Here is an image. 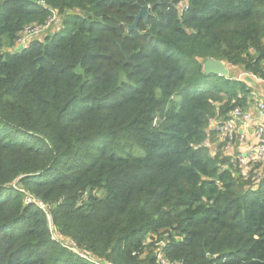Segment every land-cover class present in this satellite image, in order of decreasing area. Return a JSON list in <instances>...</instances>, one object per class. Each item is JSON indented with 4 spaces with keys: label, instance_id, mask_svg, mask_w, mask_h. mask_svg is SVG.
<instances>
[{
    "label": "trees",
    "instance_id": "trees-1",
    "mask_svg": "<svg viewBox=\"0 0 264 264\" xmlns=\"http://www.w3.org/2000/svg\"><path fill=\"white\" fill-rule=\"evenodd\" d=\"M208 59L264 86V0H0V264H264L216 130L257 83Z\"/></svg>",
    "mask_w": 264,
    "mask_h": 264
},
{
    "label": "built area",
    "instance_id": "built-area-1",
    "mask_svg": "<svg viewBox=\"0 0 264 264\" xmlns=\"http://www.w3.org/2000/svg\"><path fill=\"white\" fill-rule=\"evenodd\" d=\"M242 75H248L258 81V77L252 73L247 74L242 72ZM254 101L257 106L258 115L262 116L260 122L255 125V144L251 148H246L238 155L239 164L243 167L244 173L249 172L250 166H253L254 161H260L264 164V99L254 93ZM253 96V97H254ZM253 120L252 111L243 110V108L235 107L231 113L229 119L222 121V123L216 125V130L219 135L228 141L226 148L231 150L233 144L243 143L246 140V136L241 132L243 126H249ZM259 175V174H258Z\"/></svg>",
    "mask_w": 264,
    "mask_h": 264
},
{
    "label": "water",
    "instance_id": "water-1",
    "mask_svg": "<svg viewBox=\"0 0 264 264\" xmlns=\"http://www.w3.org/2000/svg\"><path fill=\"white\" fill-rule=\"evenodd\" d=\"M149 4L140 5L139 12L135 15L134 23L128 25V29H137L138 22L141 18H143L146 22H148V16L150 15ZM23 45H19L17 49H21ZM204 70L208 73H215L218 75H228L230 73L229 67L221 60L217 59H208L204 63Z\"/></svg>",
    "mask_w": 264,
    "mask_h": 264
},
{
    "label": "crops",
    "instance_id": "crops-1",
    "mask_svg": "<svg viewBox=\"0 0 264 264\" xmlns=\"http://www.w3.org/2000/svg\"><path fill=\"white\" fill-rule=\"evenodd\" d=\"M260 96L264 99V89L261 90ZM250 110L253 113V120L251 121L249 126H243L240 130L241 132H243L245 134L246 140L243 143H239V145L236 146L235 148L233 146V148L230 150V151H232L231 153H235V151H237V147L240 148V150L244 151V149L250 148L251 146L253 147L255 144V131H256L255 125H256V123L261 121L262 116L258 115L257 106L255 104L251 107ZM243 151H241V152H243Z\"/></svg>",
    "mask_w": 264,
    "mask_h": 264
},
{
    "label": "rangeland",
    "instance_id": "rangeland-1",
    "mask_svg": "<svg viewBox=\"0 0 264 264\" xmlns=\"http://www.w3.org/2000/svg\"><path fill=\"white\" fill-rule=\"evenodd\" d=\"M43 30L41 28H35L33 30L27 31L25 34H23V39L19 42V45H23L24 43H27V40L32 39L34 37L40 36L42 34ZM19 47V46H18ZM230 73L228 75H232L234 77H241V76H247V75H242L241 69H236V68H229ZM232 73V74H231ZM252 78V77H250ZM253 79V78H252ZM257 84L256 85V90L254 91L257 95H260L261 90L264 89V86L262 84H259L256 79H253ZM264 83V82H263ZM255 98V96H254Z\"/></svg>",
    "mask_w": 264,
    "mask_h": 264
}]
</instances>
